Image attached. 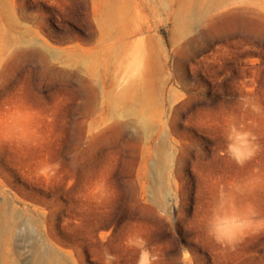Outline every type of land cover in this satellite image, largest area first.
Masks as SVG:
<instances>
[{"label":"rangeland","instance_id":"obj_1","mask_svg":"<svg viewBox=\"0 0 264 264\" xmlns=\"http://www.w3.org/2000/svg\"><path fill=\"white\" fill-rule=\"evenodd\" d=\"M0 264H264V0H0Z\"/></svg>","mask_w":264,"mask_h":264},{"label":"bare ground","instance_id":"obj_2","mask_svg":"<svg viewBox=\"0 0 264 264\" xmlns=\"http://www.w3.org/2000/svg\"><path fill=\"white\" fill-rule=\"evenodd\" d=\"M1 226V225H0Z\"/></svg>","mask_w":264,"mask_h":264}]
</instances>
